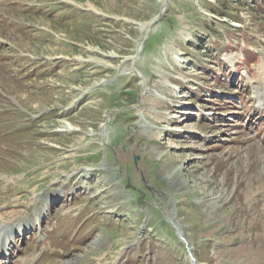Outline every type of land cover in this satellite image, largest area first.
<instances>
[{"label":"rangeland","instance_id":"374dc122","mask_svg":"<svg viewBox=\"0 0 264 264\" xmlns=\"http://www.w3.org/2000/svg\"><path fill=\"white\" fill-rule=\"evenodd\" d=\"M0 38L6 264H264V0H1Z\"/></svg>","mask_w":264,"mask_h":264},{"label":"bare ground","instance_id":"6f19581e","mask_svg":"<svg viewBox=\"0 0 264 264\" xmlns=\"http://www.w3.org/2000/svg\"><path fill=\"white\" fill-rule=\"evenodd\" d=\"M162 10H163V7H162ZM156 19V18H155ZM154 19V20H155ZM154 20H152V21H150V22H148V23H144V24H142L143 25V33H147L148 31H149V29L151 28V26H152V22H154ZM133 61H137V56H134V57H132L131 58ZM259 76V75H258ZM260 102V101H259ZM261 103V102H260ZM159 154V153H158ZM172 173V172H171ZM168 176L169 175H171V174H167ZM252 201V200H251ZM171 220L173 221V224L175 225V227H176V229H177V231L178 232H180L181 234H183V229H182V225L178 222V220L175 218V217H171ZM10 224H11V222L9 221H7V222H5V221H0V234H3L4 232H7L8 230H10ZM15 230H12L10 233H13ZM9 233V234H10ZM261 235H262V238H264V230H263V232L261 233ZM13 236H15V235H13ZM10 240H12L11 238H9L8 239V241L11 243V241ZM8 245V243H7V241L6 240H2V242L0 243V251H1V249L2 248H4V247H6ZM256 249V248H255ZM242 251V250H241ZM243 251L246 253V254H250L253 250L249 247L248 249H243ZM255 252H256V254L253 256V258L255 259V261L256 260H259L260 261V259L261 258H264V250H262V249H256L255 250ZM253 255V254H252ZM29 256V255H28ZM30 256H31V254H30ZM1 258H2V261L3 260H5V256L4 257H2V256H0ZM35 257H32L31 256V258H24V262L23 263H26V264H31L32 262H33V259H34ZM261 261H263L264 262V259L263 260H261Z\"/></svg>","mask_w":264,"mask_h":264},{"label":"water","instance_id":"95a60500","mask_svg":"<svg viewBox=\"0 0 264 264\" xmlns=\"http://www.w3.org/2000/svg\"><path fill=\"white\" fill-rule=\"evenodd\" d=\"M160 15V14H159ZM138 158V156H136L134 159H135V161H136V159Z\"/></svg>","mask_w":264,"mask_h":264},{"label":"trees","instance_id":"16d2710c","mask_svg":"<svg viewBox=\"0 0 264 264\" xmlns=\"http://www.w3.org/2000/svg\"><path fill=\"white\" fill-rule=\"evenodd\" d=\"M229 27V26H228Z\"/></svg>","mask_w":264,"mask_h":264}]
</instances>
